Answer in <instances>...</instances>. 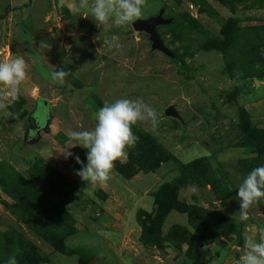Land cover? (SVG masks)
Returning <instances> with one entry per match:
<instances>
[{
	"label": "rangeland",
	"instance_id": "rangeland-1",
	"mask_svg": "<svg viewBox=\"0 0 264 264\" xmlns=\"http://www.w3.org/2000/svg\"><path fill=\"white\" fill-rule=\"evenodd\" d=\"M78 4L0 0V62H26L17 99L0 85V264H28L26 244L38 264H239L264 228V201L244 220L237 198L264 166V0H146L139 19L163 9L171 55L131 24L98 27ZM118 99L150 105L158 125H132L126 158L87 183L75 157L86 164L88 150L68 134L92 131L99 100ZM175 179L181 208L164 204L160 218L155 195Z\"/></svg>",
	"mask_w": 264,
	"mask_h": 264
},
{
	"label": "clouds",
	"instance_id": "clouds-1",
	"mask_svg": "<svg viewBox=\"0 0 264 264\" xmlns=\"http://www.w3.org/2000/svg\"><path fill=\"white\" fill-rule=\"evenodd\" d=\"M65 0H60V6ZM146 0H79L78 5H73L76 11L88 12L96 25H103L110 29L113 25L123 28L141 18L142 7ZM87 18V17H86ZM109 47L120 48L116 37L106 39ZM264 54V50H262ZM257 69L260 64L255 65ZM67 73L64 71L53 72L51 79L63 85ZM26 78V62L23 57L11 61L0 62V85L13 99L18 98L19 86ZM6 107L0 103V108ZM97 123L92 131H73L69 138L87 149L84 164L79 156L75 159L82 167L77 175L87 183L104 184L109 179V174L115 162L127 156L126 149L135 146L139 137L132 131V125L138 121H151L153 129L158 125L156 110L140 100L118 99L114 103L104 102L95 114ZM75 145V146H76ZM67 159L72 156L70 151L62 153ZM237 198L240 201L241 218L248 219V209L254 204L264 201V166H258L246 176L238 187ZM260 242L252 237L245 238L246 251L241 256L239 264H264V228L259 232ZM19 251V250H17ZM6 264H18L16 255H12Z\"/></svg>",
	"mask_w": 264,
	"mask_h": 264
},
{
	"label": "trees",
	"instance_id": "trees-1",
	"mask_svg": "<svg viewBox=\"0 0 264 264\" xmlns=\"http://www.w3.org/2000/svg\"><path fill=\"white\" fill-rule=\"evenodd\" d=\"M99 103L101 106L104 105V102L102 100H99ZM168 159H174L173 156L167 154L166 155V160ZM176 162L179 163V161L177 159H174ZM201 162V163H199ZM198 162V164H204L207 167V171L206 175L211 177L210 180V184L213 185L216 181V178L213 176L212 170L209 167V165L205 162H207L205 159H200ZM204 162V163H203ZM186 167H191L193 164L191 163H187L184 164ZM181 181L180 179H175L172 182H167L165 183L156 193L155 195V202H156V206L158 207L157 210V216H159L160 214V218L162 217V213H163V206L164 204H169L170 207L176 208V209H180L181 205L178 203V200L176 199V192L177 189L180 187ZM161 197L164 198V201L161 200ZM23 250L25 251V254L29 257V263L28 264H38L40 262V259L36 253V251L31 247V245L26 244L25 246H23Z\"/></svg>",
	"mask_w": 264,
	"mask_h": 264
},
{
	"label": "water",
	"instance_id": "water-1",
	"mask_svg": "<svg viewBox=\"0 0 264 264\" xmlns=\"http://www.w3.org/2000/svg\"><path fill=\"white\" fill-rule=\"evenodd\" d=\"M169 22H170V19L164 18L163 17V9H160L159 12L157 13V15L151 16V17L146 18V19H137L136 21L131 23V26L134 29L145 31L149 34V39L151 41V48L152 49H158L167 55H171L172 53L170 52V50L167 47L164 46L163 41L161 40V38L157 32V29H156L158 25L167 24ZM166 113L167 114H173V115L176 114V112L173 110L172 107L167 108ZM46 126H47L46 123L45 124L43 123V127H46ZM195 264H203V263L198 262Z\"/></svg>",
	"mask_w": 264,
	"mask_h": 264
},
{
	"label": "flooded vegetation",
	"instance_id": "flooded-vegetation-1",
	"mask_svg": "<svg viewBox=\"0 0 264 264\" xmlns=\"http://www.w3.org/2000/svg\"><path fill=\"white\" fill-rule=\"evenodd\" d=\"M35 121H36V120H35ZM36 122L39 123L38 120H37ZM38 126H39V125H37L36 127L38 128Z\"/></svg>",
	"mask_w": 264,
	"mask_h": 264
}]
</instances>
